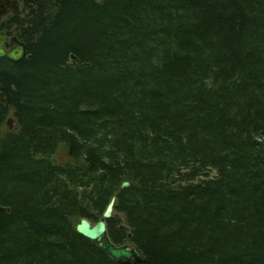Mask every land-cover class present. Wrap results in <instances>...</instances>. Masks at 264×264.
<instances>
[{"label": "trees", "instance_id": "1", "mask_svg": "<svg viewBox=\"0 0 264 264\" xmlns=\"http://www.w3.org/2000/svg\"><path fill=\"white\" fill-rule=\"evenodd\" d=\"M31 4L0 22L27 51L0 58V264H264V0ZM113 196L139 259L76 231Z\"/></svg>", "mask_w": 264, "mask_h": 264}, {"label": "water", "instance_id": "2", "mask_svg": "<svg viewBox=\"0 0 264 264\" xmlns=\"http://www.w3.org/2000/svg\"><path fill=\"white\" fill-rule=\"evenodd\" d=\"M6 2L16 5V0H6ZM4 10H7L6 7L4 8ZM1 11L2 10H0V12ZM7 40V37L3 33H0V58H6L12 62H19L27 57V51L24 44L20 43L16 38L13 37L9 40L12 47L7 50L5 47ZM73 66L77 67V64L73 63ZM0 99L2 102L4 101L2 98ZM15 124L16 121L12 117L9 118L6 122V125L9 129H12ZM128 186L129 183L127 182H124L122 184V188H127ZM115 201L116 197L113 196L110 199L109 204L105 208L102 214V218L96 224L93 225L87 219H81L76 225V231L81 236L96 242L97 246L101 250L105 251L111 258L115 260L128 261L136 257V252L129 247L115 246L106 235V220L110 219L113 216ZM102 240H107L106 244H104Z\"/></svg>", "mask_w": 264, "mask_h": 264}, {"label": "flooded vegetation", "instance_id": "3", "mask_svg": "<svg viewBox=\"0 0 264 264\" xmlns=\"http://www.w3.org/2000/svg\"><path fill=\"white\" fill-rule=\"evenodd\" d=\"M6 7L7 10H5L7 13H10V11L13 9V8H24L23 12H25L23 15L22 14H8L6 15V18L7 17H18L19 19L21 20H25V19H28L29 17H31V15H33V7H32V4H31V0H16V5L12 4V3H9V2H6V0H0V10H2L1 12H4V8ZM5 35V34H4ZM6 36V35H5ZM7 37V36H6ZM11 38L13 37H8V39L10 40Z\"/></svg>", "mask_w": 264, "mask_h": 264}, {"label": "rangeland", "instance_id": "4", "mask_svg": "<svg viewBox=\"0 0 264 264\" xmlns=\"http://www.w3.org/2000/svg\"><path fill=\"white\" fill-rule=\"evenodd\" d=\"M24 9V8H23ZM22 8H13L11 11H10V13H7L5 10H4V12H0V22L1 21H3V20H5L6 19V15H8V14H12V13H14V14H24L25 12H23L24 10H23ZM7 39H8V37H7ZM6 49L8 50L10 47H12V45L10 44V41H9V39L7 40V43H6ZM64 152L63 151H61L60 152V156L58 157V160H66V158L64 157ZM214 174L212 173L211 174V176H213ZM120 220H121V218H119ZM142 258H143V256H142ZM142 258H140V259H142ZM136 259H139V258H137L136 257Z\"/></svg>", "mask_w": 264, "mask_h": 264}, {"label": "bare ground", "instance_id": "5", "mask_svg": "<svg viewBox=\"0 0 264 264\" xmlns=\"http://www.w3.org/2000/svg\"><path fill=\"white\" fill-rule=\"evenodd\" d=\"M102 242H104V244H106L107 240L106 241L105 240L104 241L102 240Z\"/></svg>", "mask_w": 264, "mask_h": 264}]
</instances>
